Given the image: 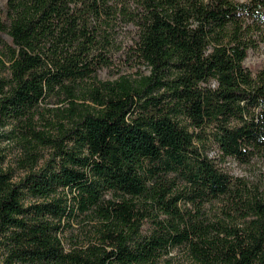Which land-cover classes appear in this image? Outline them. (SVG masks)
<instances>
[{"label":"trees","instance_id":"1","mask_svg":"<svg viewBox=\"0 0 264 264\" xmlns=\"http://www.w3.org/2000/svg\"><path fill=\"white\" fill-rule=\"evenodd\" d=\"M0 33V113L54 149L17 183L0 155L4 264H155L175 247L264 264V190L222 167L264 154V64L244 66L264 0H4ZM119 52L147 71L99 80ZM48 95L68 103L55 135L34 126ZM79 214L88 237L65 247Z\"/></svg>","mask_w":264,"mask_h":264},{"label":"rangeland","instance_id":"2","mask_svg":"<svg viewBox=\"0 0 264 264\" xmlns=\"http://www.w3.org/2000/svg\"><path fill=\"white\" fill-rule=\"evenodd\" d=\"M4 0H0L2 6ZM132 32L126 31L125 38L130 37ZM129 39H125L127 42ZM2 43L10 44V38L5 33H0V58L2 59ZM264 64V43L256 49H250L244 61V66L252 73H255ZM146 72L144 65H138L133 60H128L124 53H117L108 67H102L97 71L99 80H112L119 75L134 76L137 71ZM7 71L0 65V77L6 76ZM68 103L58 101V98L53 95L46 96L39 101L34 109L35 120L34 126L38 131L50 132L55 135L56 125L61 119L59 113L61 109L67 107ZM20 122L13 118L4 117L0 113V155L3 157L2 169L11 175L10 181L17 183L26 176L29 172H35L45 167L49 160L53 158V147L41 144L33 140L30 144L23 140L22 128ZM34 144L33 147H29ZM29 151L35 152L37 158L34 166L30 167ZM214 150L207 151L209 156L214 155ZM28 157V158H27ZM51 163V162H50ZM53 165V164H52ZM222 167L232 177H240L249 184L261 190H264V154L254 156L247 163H239L234 160H226L222 163ZM57 195H64L62 191H58ZM70 196L67 195V199ZM37 198L24 194L22 201L25 206L35 202ZM40 200V199H38ZM84 214H79L74 218L62 219L60 222L61 233L60 237L65 247L76 241L82 242L88 237V226ZM147 224L143 225V230L146 231ZM76 237V238H75ZM4 238L0 234V264L5 263L6 246ZM155 264H195L186 251L182 247L170 249L167 254L158 258Z\"/></svg>","mask_w":264,"mask_h":264}]
</instances>
